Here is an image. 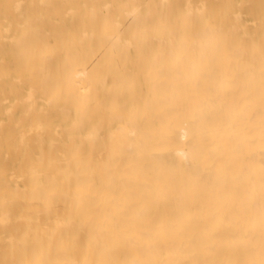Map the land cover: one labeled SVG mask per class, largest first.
<instances>
[{
  "label": "bare ground",
  "instance_id": "obj_1",
  "mask_svg": "<svg viewBox=\"0 0 264 264\" xmlns=\"http://www.w3.org/2000/svg\"><path fill=\"white\" fill-rule=\"evenodd\" d=\"M58 1L32 0L29 7L37 10L48 5L61 13L62 24L69 22L75 29L84 27L78 38L79 30L68 32L63 24L69 35L66 44L82 46L77 57L65 47L64 62L66 66L73 62L84 66L95 61L97 68L86 77L87 70L81 74L79 71L75 74L78 80L71 72L66 75L67 84L78 85L75 91L81 98L80 115L68 130L87 126L85 113L92 101L98 103L104 117L88 137L85 135L90 141V152L78 156L57 149L63 148L57 140L46 142L49 128L42 126L43 119L41 123L31 122L27 134L30 138L24 137L26 133L19 134L24 135L19 147L29 144L34 152L39 143L42 148L37 156L40 161L28 171L24 169L27 172L23 180L48 179L54 191L46 193L47 186L41 184L31 192L21 188L31 197L26 199L29 208L19 217L3 210L0 203V264H264V0H240L238 5L235 0H157L151 10L144 0H125L123 8L114 6L118 0L111 4L95 0L91 6L87 2L92 0H83L88 24H83L69 7L55 6ZM79 2L82 0L77 5ZM27 3L28 0H17L7 7L11 14L23 16ZM158 6L166 7V12L159 14ZM245 13L257 20L253 33L245 25ZM45 19L38 16L35 22L46 24ZM27 35L28 32L23 36ZM22 38L20 41L29 42L26 46L23 43L22 54L32 65L37 60L33 52L43 42L37 43L35 37L29 41ZM85 41L88 46L95 43L107 57L99 61L95 52L85 50ZM132 49L137 51L136 59L130 58ZM43 56L49 59V55ZM133 68L138 69L131 75ZM139 72L151 92L146 100L140 93ZM31 89V97L35 98L40 89ZM60 90L64 92L65 87ZM28 97L24 101L30 100ZM122 98L138 100L145 113L137 110L127 116L119 108ZM33 103L36 104L34 100ZM10 109L13 116L15 108ZM27 109L24 113L29 115L31 111ZM57 109L50 108V112ZM61 109L58 111L66 115L71 111V107ZM40 111L43 113L42 107ZM94 113L93 110L90 115ZM25 114H21L20 121L25 120ZM154 119L160 121L159 128L153 125ZM116 120L121 123L119 128L108 131ZM9 121H3L7 127ZM4 123H0V132ZM48 144V156L60 157L63 166L53 167V172L48 168L49 172L43 174L39 165L53 163L54 159H46ZM84 159L93 164L87 174L80 168L76 170L77 163ZM126 162L128 166L123 170L121 165ZM24 163L20 165L24 167ZM17 170L13 167V172ZM99 173L104 174V194L93 192L89 183L90 177ZM135 177L148 180L142 193ZM15 178L18 179L16 175ZM118 178L121 186L131 184L133 190L126 188L120 194L113 189ZM4 184L8 186L7 182ZM65 184L72 186L73 195L58 190ZM56 195L60 198L56 199ZM92 200L98 204L91 206ZM55 202L59 205L52 204ZM78 216L83 218L80 224L75 220ZM136 220L141 221L140 228L135 226Z\"/></svg>",
  "mask_w": 264,
  "mask_h": 264
},
{
  "label": "rangeland",
  "instance_id": "obj_2",
  "mask_svg": "<svg viewBox=\"0 0 264 264\" xmlns=\"http://www.w3.org/2000/svg\"><path fill=\"white\" fill-rule=\"evenodd\" d=\"M16 1L17 0H8V1L0 0V4H1L0 5V11H1L0 12V37L3 38V40L1 39V41H0V43H1V46H0V48H1V50H0V74H1L0 75L1 76L0 77V79H1L0 80V100L4 101L7 99V101L5 103H3V101H2V104L0 105V123L8 122L11 117L12 118L10 119V121L13 123V124H11V122L9 121V123L11 124L10 129H9L10 124H8L9 125L8 127H7V123L1 124V126L2 125L4 126L6 124V126H4V128H2L3 131L0 132V152H1V154H0V181H1L0 182V203L2 204L1 208L3 210H10L15 216L19 217V216L24 215L26 213V210L30 206V203H27L26 199H29L31 197V194L26 195V193H28V192H25V191L28 190L29 192H31V190H34L36 188V186H38L39 184L43 185L44 187H46V186L48 187V188L47 187L44 188L45 189L44 191L48 194H50L51 192L54 191V189L52 188L51 182L48 179H46V180L42 179L40 182H34L30 178H28L26 182H25V180H26L25 178L23 180L25 173L31 167L35 166L36 162L40 161L39 158H37V156L39 157L38 153L42 150V148H41V146H39L40 144L38 143L41 137H38V138L36 137V139H39V140H37V142H36V143H38V145L36 147L37 149L34 152H32V150H31L32 147L29 144H27V145H29L27 147V145L25 143H22L23 146L19 147V145H21V143L19 144V142L22 140V138H21L22 134L21 135H19V134L20 133H26L25 136L24 135L23 136L25 138H30L27 136V134L31 130L30 129V127L32 125L31 122L41 123V121L43 119L44 123L43 122L41 123L42 126L45 129L49 128V131H46V133H47V137L45 138L46 142L47 141L49 142L52 139L57 140L60 142V145H62L63 148L64 147L67 148L68 147L67 144L69 145V143H70L68 150L67 149L63 150V148H61V147H56V148L57 149L60 148V150L63 152L68 151V155L78 156L82 152H86V153L90 152V150H89V149H91V148H89L90 141L88 138H86V137H88L87 134H89L91 131H93L95 128H97V126H99L98 124L100 123L101 119H103L104 114L102 115L103 112L100 109L98 103L96 101H92L89 103V109L85 113L86 114V120L88 121L87 126L84 128L82 127L80 129L75 127V128H77V129H75V131H74V128L68 130L69 127L71 128L73 126V124L75 123L74 121H76L80 115L81 98H80V95L78 93H76V91H77L76 89L78 88V85L76 84V82H72L70 84H67L66 75H68V73L71 72V73H73L72 77H74L75 80H78L79 77L76 75L79 73V71H81L80 72V74H81L82 71L84 72L85 70H87V72H85V77L91 76L94 74L95 70L97 69L96 66L94 65L96 62L95 61H94L95 63L90 62V64H85L84 66H77L76 63L73 62L70 66L69 65L66 66V64L64 62L65 61L64 57L66 54V52L64 51L65 47H67L66 48L67 52L70 53V51H71L70 54H72V56H74V57H77L82 52V46L78 45L76 43L66 44V41L68 40L69 35L67 34L66 28L63 27V24H65V23L62 24V22L60 21V20H62L61 13L52 11L48 5L44 6L42 9L34 10L32 6L29 7V2H31L32 0H28V3L24 5V9L26 10V12L23 14V16H19L18 13H16V12H14V15H13L10 13L11 10L7 6L9 3L11 5H13L14 2H16ZM111 1L112 0H101V2L99 4H101V3L102 4H111L113 2V1L112 2ZM144 1L147 4L146 7L149 8L150 10L154 7V5H156V2H157V0H149V1L144 0ZM147 1H148V3H147ZM63 2H65L66 4H64ZM94 2H95V0L87 2V6L93 5ZM239 2H240V0H235L234 3H235V5H238ZM77 3H78V0H74V1L73 0H59L58 2L55 3V6H57L59 8H61L63 6L69 7L72 14H75V16H77V17L79 16L78 18L83 20V24H88L90 21H89V17L85 16V14H84V10H85L86 6L84 7V5L82 4V3H84L83 0H82V2H79V5H77ZM113 3H114V6L116 8L117 7L123 8L125 0H118V1L113 2ZM4 12L8 15V16L6 15L7 19H6ZM157 12L159 14L166 12V7L158 6ZM57 13L59 14V16L57 15ZM245 15L243 16L245 25L249 28L250 32L253 33L255 31L256 26H257V20L249 13H245ZM38 16H41L42 19L46 17V19H45L46 24H43L39 20H37L35 22V19ZM18 17L21 18V20ZM18 19H19V21H16ZM29 19H31V20L33 19L34 21L32 20V23H29ZM1 20L2 21L4 20L6 22L3 23V22H1ZM55 20H56V22H55ZM52 21H54L53 22L54 24H52ZM57 21L61 22V23H57ZM248 22H251V23H248ZM26 23H29V26H26ZM255 23H256V26H255ZM16 24L17 25L19 24V26H20L19 29H18V26ZM65 25L68 28V32L73 33L74 30H79L76 33V37L80 38L79 37L80 33H81L80 31L83 30L84 27L76 28V29L71 28L69 22H67ZM16 26H17V28H16ZM8 28H9V31H7ZM32 29L33 30L39 29V30L38 31L36 30L33 32ZM91 29H93V28H91ZM41 30L47 31V33L43 32ZM93 30L96 31V28L94 27ZM1 31H7L9 33L6 34V33L1 32ZM127 31H132V28H127ZM27 32H28L29 36L28 35L26 37L23 36ZM29 32H31L32 34H29ZM49 32H51L50 33L51 35H48ZM1 34H2V36H1ZM41 35L43 38H41ZM13 37L15 38V41H11V40L8 41L7 40V39H11ZM20 37H23L24 38V39L22 38L23 40H28V41L31 39V37L32 38L35 37L37 43L43 42V46L40 49H38V51L36 50V52H33V54H35L37 56L36 57L37 60L34 63H32V65H29L30 59L28 57H26L24 54H22L23 49L25 48L26 45H28L29 42L26 41L27 43H25L24 41L23 42L20 41L21 40V39H19ZM28 37H29V39H27ZM4 38L5 39L7 38L5 40L6 42L4 41ZM64 40H65V42H64ZM2 41H4V43H2ZM5 43H6V45L4 46ZM11 43L13 44L12 45L13 47L11 46ZM17 43H18L19 47L17 46ZM23 43L25 44V46ZM87 44H88L87 41H85V44L83 45L85 50L95 52L96 58L98 57L99 61H101V60H103V58L107 57L106 54H103V52H102L103 50H100L96 46L95 43H93V42L89 43V46ZM5 49L7 50L6 54H5ZM10 49H11V52L9 51ZM8 52H9V54H8ZM78 52H80V53H78ZM101 52H102V55H100ZM15 53H17V54L21 53V54L16 55ZM43 55H45V56L49 55L47 57L49 59L45 60L46 57H44ZM51 55H52V59H51ZM54 55H56V57H54ZM137 56H138L137 51L135 49H132L130 51V58L136 59ZM22 59H23V61H22ZM60 59H61V62H60ZM2 60L4 61L5 65L2 63L3 62ZM6 61H9V62H6ZM46 62H48V63H46ZM91 63H93V64H91ZM46 65H48V67ZM90 65H91V67H90ZM46 67H47V69L45 71L44 68H46ZM89 68H90V70H89ZM40 69H42V70L44 69V70L43 71L41 70L40 72H37V73L35 72V71H38ZM73 69H75V70H73ZM137 69L138 68H133L131 71V75H133L134 71ZM4 71H5V75H4ZM51 71H52V73H51ZM8 73L10 75H8ZM50 73H51V76H50ZM20 74H21V77H20ZM3 75L6 78L3 77ZM48 75L50 76L52 83L51 82L48 83V79H50ZM62 76L64 77L63 79L61 78ZM139 77L141 78V80H140V93L143 95L144 100H146V99H148V97H151L150 89H147V87L149 88V84L142 80L143 76H142V73H140V72H139ZM29 78L33 79L34 82L30 81L31 79L29 80ZM44 78H47V79L45 80ZM60 78H61V80H60ZM44 80H45V86L43 85ZM31 83L33 86L31 85ZM40 83L42 85H40ZM3 85L4 86L6 85V87H4ZM34 87L35 88L38 87L40 89L35 94V98L31 97L32 96L31 94L33 93V92H31V91H33V89H31V88H34ZM43 87H44V89H43ZM60 87L61 88L65 87V91L61 92ZM22 89H24V90H22ZM44 90H46V91L44 92ZM57 90H59V91H57ZM18 91H19V94H16V93H18ZM9 92H11V93H9ZM29 92H31V93H29ZM42 92H44V95L42 94ZM58 92H60V94ZM73 92L76 93V95L75 94L72 95L71 93H73ZM56 93H58V94H56ZM69 94H71L70 98H68ZM54 95H55V97H53ZM56 95H58V97H57V99H54V98H56ZM28 96H30V97H28ZM27 97L30 98V100L27 99L28 101H24ZM38 97H41L43 100L38 98ZM67 98H68V100H66ZM35 99H36V101H35ZM50 99L52 100V102ZM33 100L36 104L33 103ZM65 100H66V102H65ZM133 100H132V98H128V99L122 98L121 106L119 108L121 110H123L127 116L131 115L134 111H137V110H141L142 113L144 114L145 108H143V105L138 100H135V99H133ZM15 101L16 102L18 101L17 102L18 105L17 104L12 105ZM21 101H24V103H22ZM109 101H113V99L109 98ZM47 102L48 103L51 102V103L48 104ZM125 102H126V104L124 105ZM30 104L34 107L30 108L31 107ZM12 106H13V109L14 108L15 109L13 112H11V115L13 113V116H10V111H11L10 108ZM64 106H66L68 108L71 107L70 110L72 112L69 111V109H68V111L71 112L70 114H69V112H67L69 114V115L67 114L68 117H66L67 115L65 114V112L64 113L62 112L64 108L63 109H61V108ZM41 107H42L43 113L40 111ZM27 108H29L31 111L29 115L25 114L27 112L26 110H28ZM50 108H51V110L52 109L54 110L56 108H58V109H57V112H54V111L50 112ZM8 109H10V110L8 112H6ZM132 109H133V111H132ZM46 110H47V113H44V111L46 112ZM58 110H62L61 113ZM93 110L95 113L93 116H91L90 112ZM39 111H40V114L38 113ZM35 112H37L38 115ZM48 112L50 113V115H48ZM3 113L5 115H3ZM21 114L23 116H24V114L26 115V118L22 116L23 118H25V120L22 118H21L22 121L19 120V117L21 116ZM30 115H33V117L30 118L31 117ZM35 116H36V118H35ZM31 119H33V121H29V122L27 121V120H31ZM44 119H45V121H44ZM89 119H91V120H89ZM17 120L20 121V123ZM120 124L121 123L116 120L113 124L108 126L107 130L110 132H113L115 129L117 130V128H119ZM15 125H18V126H15ZM153 125L155 126V128H159L160 127V121L158 119H154ZM58 126L62 127L63 129L59 128ZM92 126H94V128ZM24 127H25V129H23ZM65 129H67V130H65ZM0 130H1V127H0ZM51 130H53V131H51ZM54 131H56V132H54ZM5 132H8V133H5ZM29 134H30V132H29ZM42 134H43V136H45L44 135L45 132H42ZM57 134H59V135H57ZM60 134L62 137L60 136ZM73 135L75 136V138ZM76 135H78V136H76ZM80 135H81L82 139L79 137ZM85 135H87V136L85 137ZM15 136H17V137H15ZM40 136H41V134H40ZM59 136H60V138H59ZM72 136H73V138H72ZM13 137H15V141H13V139H14ZM69 137H71L72 139L70 138L71 139L70 140ZM10 139H12V141H10ZM42 139L44 140V137H42ZM74 139H75V142H74ZM49 146L50 145L48 144L47 148L45 149V153H44V154H47V158L44 155H43V157H45L47 160H50V159L52 160L54 158L52 161L53 163H47L46 162V164H44V163H43V165L40 164L41 166L39 165V170L42 173L43 172L48 173L49 169H52L53 167H54L53 169H57L58 167L60 168L63 166V163L61 162L60 157L48 156L51 153V147H49ZM84 146H85V148H84ZM82 147H83L84 151L81 150ZM27 148H28L29 155H28V153H26ZM3 149H4V151H3ZM10 149H13V152H10ZM17 149H20V150L17 151ZM78 149L80 151H78ZM19 151H21V152H19ZM6 155H9V156H6ZM24 158H27V159L25 160ZM8 160H9V162H8ZM17 160H19V161H17ZM4 161L8 162L7 163L8 165L6 163L4 164ZM13 161L14 162L16 161V162L14 163ZM22 162L23 163L25 162L24 167L21 166L23 164ZM86 164H88V165L86 166ZM89 164H90L89 160L84 159L83 163H81V164L77 163L76 170H77V168H80V170H82V173L87 174L91 171V168L93 166V164H91V165H89ZM127 164H128L127 162L122 163L121 167H123V170L126 166H128ZM19 165L21 166V168L19 170H17L20 167ZM79 166H81V167H79ZM13 167L15 170H17L16 171L17 173L14 171L16 174L13 172ZM25 168L27 169V171L25 170V172H24ZM53 169L50 171L53 172ZM2 172L5 174L2 175L1 174ZM10 172H13L18 179L20 176H22L21 179H19V180L16 179L15 175L10 173ZM22 172H24V173H22ZM152 173H154V172H152ZM10 174L12 177L10 176ZM13 175H14V177H13ZM10 177L12 179H10ZM134 179H138V181H140V186H139L138 191L140 193H142L144 190L143 185L148 181L147 178L135 177ZM6 182H7L6 185H8V186H5L4 183H6ZM119 182H120V178H118L115 181V183L113 185V189L118 190V192L120 194L126 188L129 190H133V185L130 184L127 187H123L120 185ZM89 183H90V185L93 186V188H92L93 192L97 191L99 194L105 193V189H104V185H103L104 184V174L99 173V174L91 176ZM101 185L103 187H100ZM21 188L24 190L26 188L27 189L24 191ZM58 190L59 191L61 190L60 191L61 194H63V193L65 194V193L69 192L68 194L73 195V193H72L73 189H72V186L70 184H65L64 186L61 185L58 187ZM55 198L57 199L60 197H58L56 195ZM10 200H13L14 202L16 200L17 201L19 200V201L18 202L16 201L14 203V202H11ZM52 204L59 205L58 202H55ZM97 204L98 203L96 201H93V200L90 203L91 206H96ZM24 210H25V213H24ZM134 213L135 212L133 211L132 214H134ZM75 220H76L77 224H80L83 221V218H81V216H78L75 218ZM140 222L141 221H139V220L134 221V223L136 224L135 226L137 228L141 227ZM72 234H75V233H72Z\"/></svg>",
  "mask_w": 264,
  "mask_h": 264
}]
</instances>
